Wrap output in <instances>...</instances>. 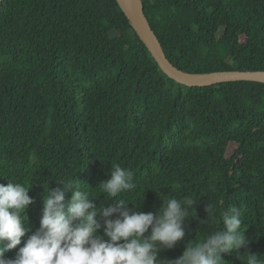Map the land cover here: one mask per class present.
<instances>
[{
    "label": "trees",
    "instance_id": "16d2710c",
    "mask_svg": "<svg viewBox=\"0 0 264 264\" xmlns=\"http://www.w3.org/2000/svg\"><path fill=\"white\" fill-rule=\"evenodd\" d=\"M143 4L178 70L264 72V0ZM111 164L134 173L136 187L116 197L129 208L155 212L173 196L197 203L198 219L190 208L184 240L160 259H176L196 235L220 230L223 210L235 205L249 244L222 258L248 264L249 254L264 264V83H176L117 0H4L0 185L31 186L35 203L26 215L35 232L47 185L81 182L97 208L111 204L98 186L110 178ZM207 203L214 218L205 225ZM29 235L6 261L17 258Z\"/></svg>",
    "mask_w": 264,
    "mask_h": 264
},
{
    "label": "clouds",
    "instance_id": "9594fccd",
    "mask_svg": "<svg viewBox=\"0 0 264 264\" xmlns=\"http://www.w3.org/2000/svg\"><path fill=\"white\" fill-rule=\"evenodd\" d=\"M108 176L98 184L107 199L113 200L107 207L97 208L95 198L82 190L81 186L87 185L81 182L57 183L60 187L55 189L47 185L42 194L40 226L35 232L26 215L35 203L29 196L31 186L10 181L0 185V264H226L222 254L249 244L242 230L241 209L231 205L222 212L220 230L200 240L196 235L176 259H160L161 252L184 240V225L193 220L189 219V209L195 212L197 203L190 197L173 196L160 199L162 205L157 211L144 213L138 211L140 206L129 208L123 199H116L136 187L134 173L111 164ZM205 211L207 219L202 223L208 225L214 218V205L207 203ZM101 229L103 235L99 234ZM29 233L17 258L6 261L5 253L20 245L21 238ZM248 264L260 261L248 254Z\"/></svg>",
    "mask_w": 264,
    "mask_h": 264
},
{
    "label": "water",
    "instance_id": "95a60500",
    "mask_svg": "<svg viewBox=\"0 0 264 264\" xmlns=\"http://www.w3.org/2000/svg\"><path fill=\"white\" fill-rule=\"evenodd\" d=\"M4 0H0V9ZM134 31L145 44L160 69L176 83L194 88L230 82L264 83V72L224 71L211 74H188L178 70L167 58L162 44L146 16L143 0H117Z\"/></svg>",
    "mask_w": 264,
    "mask_h": 264
}]
</instances>
